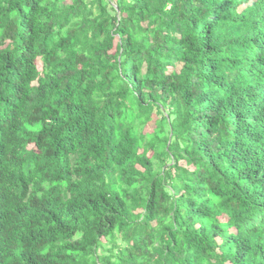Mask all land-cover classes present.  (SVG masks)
Returning <instances> with one entry per match:
<instances>
[{
  "label": "trees",
  "instance_id": "1",
  "mask_svg": "<svg viewBox=\"0 0 264 264\" xmlns=\"http://www.w3.org/2000/svg\"><path fill=\"white\" fill-rule=\"evenodd\" d=\"M253 1L0 0V264H264Z\"/></svg>",
  "mask_w": 264,
  "mask_h": 264
},
{
  "label": "rangeland",
  "instance_id": "2",
  "mask_svg": "<svg viewBox=\"0 0 264 264\" xmlns=\"http://www.w3.org/2000/svg\"><path fill=\"white\" fill-rule=\"evenodd\" d=\"M155 127V119H153L149 125L147 126V130H149L150 132L153 130V128Z\"/></svg>",
  "mask_w": 264,
  "mask_h": 264
},
{
  "label": "clouds",
  "instance_id": "3",
  "mask_svg": "<svg viewBox=\"0 0 264 264\" xmlns=\"http://www.w3.org/2000/svg\"><path fill=\"white\" fill-rule=\"evenodd\" d=\"M251 2H254V1H253V0H250V3H251ZM247 5H248V4H245L244 6H242V8H243V7H246ZM254 13H255V10H254Z\"/></svg>",
  "mask_w": 264,
  "mask_h": 264
}]
</instances>
